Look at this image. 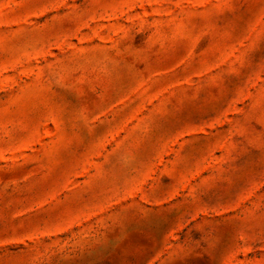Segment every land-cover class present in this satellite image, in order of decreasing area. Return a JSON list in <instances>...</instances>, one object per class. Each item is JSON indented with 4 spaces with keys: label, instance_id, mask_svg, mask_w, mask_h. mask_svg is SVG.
Masks as SVG:
<instances>
[{
    "label": "rangeland",
    "instance_id": "374dc122",
    "mask_svg": "<svg viewBox=\"0 0 264 264\" xmlns=\"http://www.w3.org/2000/svg\"><path fill=\"white\" fill-rule=\"evenodd\" d=\"M0 264H264V0H0Z\"/></svg>",
    "mask_w": 264,
    "mask_h": 264
}]
</instances>
